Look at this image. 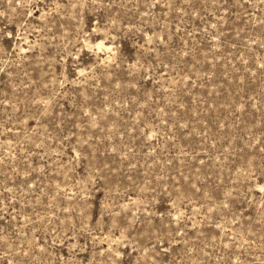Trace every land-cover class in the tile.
<instances>
[{"label":"rangeland","instance_id":"rangeland-1","mask_svg":"<svg viewBox=\"0 0 264 264\" xmlns=\"http://www.w3.org/2000/svg\"><path fill=\"white\" fill-rule=\"evenodd\" d=\"M0 264H264V0H0Z\"/></svg>","mask_w":264,"mask_h":264},{"label":"bare ground","instance_id":"bare-ground-1","mask_svg":"<svg viewBox=\"0 0 264 264\" xmlns=\"http://www.w3.org/2000/svg\"><path fill=\"white\" fill-rule=\"evenodd\" d=\"M102 46H104L102 42L98 43V49H100ZM104 47H106L107 50L110 49L108 46H104Z\"/></svg>","mask_w":264,"mask_h":264}]
</instances>
